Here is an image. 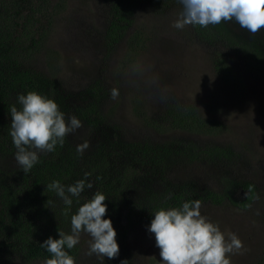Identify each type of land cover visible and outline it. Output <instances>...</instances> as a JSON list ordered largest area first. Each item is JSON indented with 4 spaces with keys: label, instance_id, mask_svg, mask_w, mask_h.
<instances>
[{
    "label": "trees",
    "instance_id": "trees-1",
    "mask_svg": "<svg viewBox=\"0 0 264 264\" xmlns=\"http://www.w3.org/2000/svg\"><path fill=\"white\" fill-rule=\"evenodd\" d=\"M105 1L108 10L102 28L104 44L109 50L124 36L130 38L126 53L134 51L137 44L130 41L137 33L129 34L135 10L147 5L183 7L179 0ZM60 3L0 0V264L16 261L42 264L51 258L40 244L49 236L59 239L58 230L70 233L71 216L96 191L106 196L107 212L103 218L111 219L120 249L118 257H105L103 264H121L123 260L132 264L126 258L131 252L127 236L134 229L150 225L153 214L160 208L178 207L196 199L202 204L227 203L242 210L259 200L264 208V184L260 186L258 181L261 175L264 177V168L253 179L241 175L243 181L238 176L228 177L230 173L226 176L225 170L214 178L207 174L205 181L194 176L185 180L170 176L173 170L186 165L197 168L198 164H211L217 156L233 155L229 147L175 136L177 130L191 137L222 130L224 125L219 121L191 108H173V104L160 112L157 116H162L158 119L147 115L148 108L140 95L131 102L133 116L137 120L141 117L146 123L132 130L116 121L114 112L104 109L112 88L100 75L92 77L79 90H69L59 82L57 57H51L53 51L47 55L40 53L39 48L48 42V33L56 27L64 7ZM189 30L210 47L221 46L233 59L243 60L244 70L264 82V29L253 35L235 22H221L208 27L189 25ZM226 60L218 52L213 67L225 85L237 93L244 86L242 73ZM29 91L54 99L66 117L75 115L83 126L66 136L63 147L57 145L55 151L41 153L39 163L24 173L17 161H13L16 148L9 135L10 107L16 104L19 108L18 95ZM163 129L171 130L172 135L164 136ZM148 131L153 134H146ZM156 134L162 136L155 137ZM85 141L89 147L81 156L76 148ZM85 173L90 174L87 181L93 183V188H86L78 198L72 197L70 207L47 188L54 180L64 185L74 184L84 179ZM216 180L217 189L211 184ZM86 241L81 236L79 244L68 250L75 261ZM94 260L91 264H101Z\"/></svg>",
    "mask_w": 264,
    "mask_h": 264
},
{
    "label": "rangeland",
    "instance_id": "rangeland-1",
    "mask_svg": "<svg viewBox=\"0 0 264 264\" xmlns=\"http://www.w3.org/2000/svg\"><path fill=\"white\" fill-rule=\"evenodd\" d=\"M52 1H60L64 7L59 12L56 27L48 33V42L39 51L45 55L53 51L51 57H57L60 67L56 78L64 87L79 90L92 77L100 75L110 89L119 91L116 99L110 96L103 104L104 109L114 112L115 120L132 130L146 123L141 117L137 120L133 116L131 102L140 95L149 116L155 117L173 104V108H191L224 125L222 130L192 137L177 130L175 136L178 138L229 147L233 155L229 158L217 156L211 164H198L197 168L186 165L173 170L170 176L178 180L194 176L205 181L207 174L214 178L216 173L225 170L226 176L230 173L228 177L238 176L243 181L241 175L251 179L261 175L264 168V82L244 70L243 60L233 59L235 57L221 46L210 47L194 35L189 25L183 29L173 27L183 7L177 4L147 5L135 10L129 34L137 33L130 41L139 45L126 53L130 38L124 36L109 50L104 44L102 28L108 10L105 0ZM218 52L242 73L244 86L237 93L225 85L213 67V58ZM145 133L153 134L151 131ZM162 134L168 136L172 132L163 129ZM13 161L16 162L15 158ZM217 181L211 183L215 189L219 188ZM258 181L263 186V175ZM263 209L259 200L244 210L227 203L207 201L202 204V215L218 224L221 231L237 234L243 242V248L231 256V264H264ZM149 226L134 229L127 236V247L131 252L126 258L132 264H161L160 249L155 245L154 234L147 230ZM81 236L88 241L76 264H91L95 258L101 261L94 255H87L90 237L87 234Z\"/></svg>",
    "mask_w": 264,
    "mask_h": 264
},
{
    "label": "clouds",
    "instance_id": "clouds-1",
    "mask_svg": "<svg viewBox=\"0 0 264 264\" xmlns=\"http://www.w3.org/2000/svg\"><path fill=\"white\" fill-rule=\"evenodd\" d=\"M183 6L173 27L183 29L187 25L208 27L221 22L237 23L240 28L255 35L264 29V0H179ZM118 89L111 90L116 99ZM17 104L10 107L9 135L16 148L15 160L24 173L39 163L41 153L63 147L68 134L81 128L82 122L75 116L66 117L54 99L37 91L19 94ZM89 142L77 145L81 156ZM85 178L74 184L64 185L57 180L47 185L66 206L73 203L84 190L92 189L93 183ZM87 181V182H86ZM258 198V197H257ZM106 196L96 191L71 216V230H58L59 239L49 236L40 246L51 254L42 264H76L69 254L79 244L81 235L90 237L87 255L103 260L119 256L117 232L111 219H104L107 212ZM199 199L183 202L181 206L160 208L151 220L148 231L155 236V245L160 249L161 264H231V256L243 248V242L232 232L221 231L218 224L201 214ZM127 264V260L121 261Z\"/></svg>",
    "mask_w": 264,
    "mask_h": 264
}]
</instances>
